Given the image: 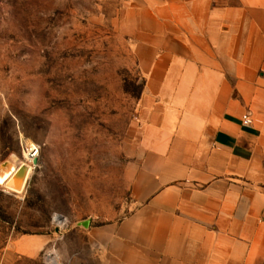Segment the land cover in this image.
Listing matches in <instances>:
<instances>
[{
	"label": "crops",
	"instance_id": "crops-1",
	"mask_svg": "<svg viewBox=\"0 0 264 264\" xmlns=\"http://www.w3.org/2000/svg\"><path fill=\"white\" fill-rule=\"evenodd\" d=\"M116 16L144 78L142 152L132 214L92 230L103 264H264V0H124Z\"/></svg>",
	"mask_w": 264,
	"mask_h": 264
},
{
	"label": "rangeland",
	"instance_id": "rangeland-1",
	"mask_svg": "<svg viewBox=\"0 0 264 264\" xmlns=\"http://www.w3.org/2000/svg\"><path fill=\"white\" fill-rule=\"evenodd\" d=\"M123 3L0 0V182L29 170L21 192L0 184V264H103L92 230L137 206L144 78Z\"/></svg>",
	"mask_w": 264,
	"mask_h": 264
},
{
	"label": "bare ground",
	"instance_id": "bare-ground-1",
	"mask_svg": "<svg viewBox=\"0 0 264 264\" xmlns=\"http://www.w3.org/2000/svg\"><path fill=\"white\" fill-rule=\"evenodd\" d=\"M32 144H34V143H32ZM25 155L29 161H34V158L31 157V155H29L26 151H25ZM22 173H23L24 177L22 176L20 178H17V176H18L17 174H22ZM28 175H29V170H28V167L25 165L21 169H19V168L16 169L14 173L10 174L9 177L7 179H5L4 181L0 182V184H2L3 186H5L6 188H8L10 190H13L16 192H21L23 190V187H24V184L26 182ZM57 219L60 221L65 220V218L62 216H57ZM51 261L56 264V260L54 257H52Z\"/></svg>",
	"mask_w": 264,
	"mask_h": 264
},
{
	"label": "built area",
	"instance_id": "built-area-1",
	"mask_svg": "<svg viewBox=\"0 0 264 264\" xmlns=\"http://www.w3.org/2000/svg\"><path fill=\"white\" fill-rule=\"evenodd\" d=\"M242 121L244 123V125H251L253 123L252 117L249 113H245L243 115ZM33 142H26L24 144V150L31 155V157H33L34 159L38 157L39 155V147L37 146V144H32Z\"/></svg>",
	"mask_w": 264,
	"mask_h": 264
},
{
	"label": "trees",
	"instance_id": "trees-1",
	"mask_svg": "<svg viewBox=\"0 0 264 264\" xmlns=\"http://www.w3.org/2000/svg\"><path fill=\"white\" fill-rule=\"evenodd\" d=\"M5 221H10V219L7 217V216H4V218H3Z\"/></svg>",
	"mask_w": 264,
	"mask_h": 264
},
{
	"label": "water",
	"instance_id": "water-1",
	"mask_svg": "<svg viewBox=\"0 0 264 264\" xmlns=\"http://www.w3.org/2000/svg\"><path fill=\"white\" fill-rule=\"evenodd\" d=\"M37 162H38V159L35 158V159H34V164H37Z\"/></svg>",
	"mask_w": 264,
	"mask_h": 264
}]
</instances>
